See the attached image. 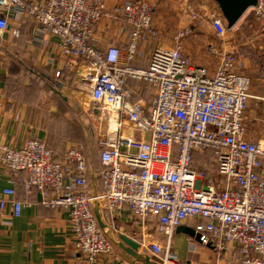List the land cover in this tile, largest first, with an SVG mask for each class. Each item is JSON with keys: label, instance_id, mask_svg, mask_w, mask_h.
<instances>
[{"label": "built area", "instance_id": "2783aa9c", "mask_svg": "<svg viewBox=\"0 0 264 264\" xmlns=\"http://www.w3.org/2000/svg\"><path fill=\"white\" fill-rule=\"evenodd\" d=\"M107 2L0 0V33L28 16L37 25L34 42L55 39L68 68L78 62L80 91L90 96V113L101 124L99 191L91 192L81 147L58 158L32 136L19 150L0 145V165L27 193L39 192V205L69 212L75 249L89 261L113 251L95 215L98 202L110 219L126 209L161 234L165 246L153 241L150 247L162 264H179L172 239L191 219L198 238L191 245L213 249L217 264L224 256L235 264H264V142L246 139L251 80L240 73L243 64L232 52L214 50L215 72L193 65L183 46L191 27L175 34L173 48L153 43L160 32L146 0H129L118 9L128 29L126 48L101 50L95 34ZM261 3L254 7L257 14ZM185 13L195 18L191 4ZM202 18L220 39L230 31L220 11ZM142 42L152 44L147 67L134 64L143 56ZM132 83L144 84L149 96H138ZM209 156L212 170L207 162L197 164L198 157ZM16 194L6 189L0 207L10 204L19 217L25 203Z\"/></svg>", "mask_w": 264, "mask_h": 264}, {"label": "crops", "instance_id": "0c3cea01", "mask_svg": "<svg viewBox=\"0 0 264 264\" xmlns=\"http://www.w3.org/2000/svg\"><path fill=\"white\" fill-rule=\"evenodd\" d=\"M126 1L129 0H108L106 16L95 34L99 49L106 50L111 46L126 48L128 29L118 12ZM159 1L165 3L168 0ZM202 9L203 14L211 12L209 9L220 11L215 0H202ZM247 15L248 12L220 42L213 36H207L209 32L202 37L203 47L211 53L202 61V66L212 73L216 71L219 58H216L214 50L235 54L243 64L240 73L251 80V97L244 116L246 139L264 142V42L261 40L264 29L255 33L253 40L242 41L243 30L250 23ZM153 21L155 24L154 16ZM204 22H208L211 35L215 34L210 22ZM36 26L34 20L23 16L19 21H10L8 29L0 33V145L19 150L34 136L44 140L56 157L62 158L69 148L66 145L77 147L79 142H84L80 141V137L89 141L93 134L88 132L87 124L82 120L78 121V125L75 123L79 112L84 110L78 99L87 94L79 88L82 76L77 69L78 62H74L75 67L68 68L70 60L61 53L55 39L43 44L34 42ZM14 31H18L19 35L16 36ZM153 43L158 42L155 40ZM160 45L173 48L174 41L161 42ZM139 50L143 56L135 59L134 64L147 67L152 44L142 42ZM57 71H60L59 77H56ZM131 86L137 90L138 96H149L150 91L144 84L132 83ZM84 105L87 107L86 103ZM84 154L91 192L95 194L100 188L97 177L101 167L100 155L94 161L87 150ZM202 158L198 157V160ZM8 188L16 190V197L25 206L19 217L13 215L10 204L5 208L0 207V264H162L150 245L153 241H159L165 246L163 236L134 219L126 209L118 217L110 219L99 207L105 225V229H101L112 244L113 251L89 261L75 249L69 212L39 205V192L34 190L27 193L23 185L15 183L10 172L0 165V197ZM195 223L196 220H187L176 229L171 246L173 256L179 264H217L219 257L213 249L199 243L191 245L192 240L198 239L194 231ZM122 236L140 244L136 256L127 252L128 246L121 239ZM220 264L235 262L232 257L224 256Z\"/></svg>", "mask_w": 264, "mask_h": 264}, {"label": "rangeland", "instance_id": "374dc122", "mask_svg": "<svg viewBox=\"0 0 264 264\" xmlns=\"http://www.w3.org/2000/svg\"><path fill=\"white\" fill-rule=\"evenodd\" d=\"M146 1H148L153 7L155 24L161 34L160 38L156 40L158 42L157 44L160 45L161 42L162 44L167 42L172 43L174 41V36L178 31L184 28L191 27L192 33L189 34V36H187L184 40V52L190 58L193 65L202 66V61L205 59V57L209 56V54L211 55L209 49L203 47L204 45L202 43V37H204L209 32V35L207 36H213V38H215V40H217L218 42L221 41L220 38H218L215 34L211 35L208 22H204L209 20H204L202 18V12H204V9H202V0H168L165 3H162L160 1L158 3V0ZM189 4L193 6L195 18H188L189 15L185 13L186 8ZM261 4L262 5L259 14H257V10L253 11L254 8L248 10L247 16L248 18H250V23L248 24V28H245L243 30V35L240 38L242 41L253 40L255 33L260 32L264 29V0H262ZM209 10L213 12L212 9ZM261 40L264 42V37H262ZM216 58L218 59L219 57L216 56ZM78 102L80 107L82 106L84 110H81L79 112L77 121H75V123L79 124L78 121L82 120L84 124H87L88 132L93 133V136L91 135L89 141H86L85 137H80V141L84 140V142H79V146L77 147H81L82 150L84 148V152L87 150L88 155L90 154L93 160L96 161L99 159V155L102 150L100 136V118L96 114L90 113V108H92L93 105L90 101L89 95L82 96V99H78ZM84 103H86V106L89 109L85 107ZM75 129L77 130L76 127ZM66 146H68L69 148L72 147L71 144H68Z\"/></svg>", "mask_w": 264, "mask_h": 264}, {"label": "water", "instance_id": "95a60500", "mask_svg": "<svg viewBox=\"0 0 264 264\" xmlns=\"http://www.w3.org/2000/svg\"><path fill=\"white\" fill-rule=\"evenodd\" d=\"M220 8V11L227 23L229 30H232L249 9L258 5L259 0H215ZM96 195V193H95ZM95 215L98 223L102 229H105V225L102 221L99 211V203L95 202ZM121 239L128 246L127 252L136 256V251L139 249L140 244L134 240L122 236Z\"/></svg>", "mask_w": 264, "mask_h": 264}, {"label": "trees", "instance_id": "16d2710c", "mask_svg": "<svg viewBox=\"0 0 264 264\" xmlns=\"http://www.w3.org/2000/svg\"><path fill=\"white\" fill-rule=\"evenodd\" d=\"M201 162H207L208 163L207 168L210 169V170H212L213 166L210 163L211 162V156H209V157H203L202 159L198 160L197 164L199 165Z\"/></svg>", "mask_w": 264, "mask_h": 264}]
</instances>
